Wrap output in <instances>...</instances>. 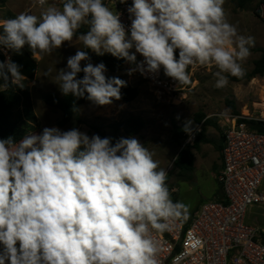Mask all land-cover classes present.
<instances>
[{"label":"clouds","instance_id":"clouds-1","mask_svg":"<svg viewBox=\"0 0 264 264\" xmlns=\"http://www.w3.org/2000/svg\"><path fill=\"white\" fill-rule=\"evenodd\" d=\"M225 2L132 0L126 28L104 0H36L38 15L0 18V46L17 54L27 47L39 61L76 39L83 48L52 80L63 95L96 106L120 100L126 82L107 77L105 64L93 65L88 50L135 65L129 75L162 71L181 84L190 67L215 68L221 89L229 76L245 75L255 44L230 21ZM25 79L10 58L0 61V91L22 88ZM167 181V168L134 137L113 143L78 128L45 127L19 140L0 138V264H160L154 235L189 211L172 199L176 189Z\"/></svg>","mask_w":264,"mask_h":264},{"label":"rangeland","instance_id":"rangeland-1","mask_svg":"<svg viewBox=\"0 0 264 264\" xmlns=\"http://www.w3.org/2000/svg\"><path fill=\"white\" fill-rule=\"evenodd\" d=\"M258 2L259 0H245V6L240 8L237 0H226L224 5L229 13L230 21L238 26L240 32L251 35L255 39L251 55L243 64L245 75L242 78L229 76L228 85L218 89L215 87V78L212 75L216 69L209 70L199 67L189 74L188 89L181 97L170 102H160L138 72L135 71L129 75V69L134 68L135 65L126 62L122 71L117 75L128 84L138 88L139 95L135 101L129 104L113 101L108 106L86 104L80 109V118L84 124L58 127L61 112L47 106L43 98L48 94L62 95L52 77L55 76L56 71L66 68L68 57L74 55L78 48H83V45L76 39L73 40V45L65 43L62 48L51 55H45L42 60L38 61V72L33 80L26 78L23 82V87L30 92L39 122L38 129L31 133H41L45 127H58L63 131L78 128L92 136L95 132L90 126H100L108 137L129 138L123 133H115L108 126L130 115L141 117L145 121V128L140 135L134 138L149 150L154 151L155 159L159 160L160 166L167 168L169 188L176 189L172 193V199L182 201L188 206L187 218L182 220L189 219L194 209L210 200L215 191L220 189L218 182L220 153L215 146L221 141L222 129L228 122L227 119L234 115L228 101L233 102L236 110L244 116L264 118V75L251 76L254 62L261 58V50L264 49V24L256 15ZM40 11V7L30 3L9 0L4 8L0 7V18H3L6 13H13L16 16L21 12H30L38 15ZM3 54L5 61L12 56L9 50H4ZM93 65L96 64L93 63ZM49 69H51V74L46 75ZM105 75L110 74L106 71ZM198 113L204 114L205 120H212L217 127L197 125L195 116ZM189 122H191L190 126L200 127L201 132L214 141V146L202 144L200 149L195 151L196 171L193 178L190 181H181L177 178L174 163L179 152L189 143H187V138L182 146L175 144L173 131L175 125H188ZM259 218L262 219V217ZM256 222L260 224L264 220Z\"/></svg>","mask_w":264,"mask_h":264},{"label":"built area","instance_id":"built-area-1","mask_svg":"<svg viewBox=\"0 0 264 264\" xmlns=\"http://www.w3.org/2000/svg\"><path fill=\"white\" fill-rule=\"evenodd\" d=\"M17 1L40 7L36 0ZM104 2L120 13L121 22L130 28L127 9L132 0ZM256 15L264 24V0H259ZM142 59L137 54V60ZM199 67H190L188 73ZM136 72L160 102L176 100L188 89L189 81L177 83L165 78L162 71L156 76ZM250 120L264 118L234 114L222 129L223 167L218 181L223 199L202 203L189 225L179 219L168 231L154 235L160 248V264H264V222H256L264 220V132L251 129ZM200 132V127L192 129L187 143L193 144Z\"/></svg>","mask_w":264,"mask_h":264},{"label":"trees","instance_id":"trees-1","mask_svg":"<svg viewBox=\"0 0 264 264\" xmlns=\"http://www.w3.org/2000/svg\"><path fill=\"white\" fill-rule=\"evenodd\" d=\"M9 0H0V7L4 8ZM238 6L243 8L245 6V0H237ZM15 17L13 13H6L3 18ZM2 31V29L0 30ZM87 28L83 27L80 32H86ZM6 49L0 46V61H5V55L3 54ZM12 54L11 60L20 66L21 73L30 80L36 77L38 72V61L32 58L30 50L25 47L20 54L9 50ZM89 56L91 58L90 62L93 64L104 63L107 72L110 74L107 77H118L124 80L117 73L121 72L125 63L124 59H118L113 57L111 54L97 55L88 50ZM261 58L254 62V69L251 73L252 77L263 76L264 75V49L261 50ZM178 55V53H177ZM87 62H83L82 67ZM79 78H83V73L78 74ZM165 78H168L164 76ZM231 78H237L232 77ZM125 81V80H124ZM126 82V81H125ZM139 95V90L136 86L128 84L121 89L120 100H114V102H119L123 104L132 103L137 99ZM44 103L54 109L61 112V119L58 121V127H65L69 124L82 125L84 121L80 118V109L82 106L91 103L86 98H75L71 95H55L48 94L44 98ZM233 114L238 115L239 112L236 110L235 104L228 101ZM74 105L78 108V111H73ZM195 123L197 125L203 126H213L217 127L212 120H205V115L198 113L195 116ZM248 125L251 129L257 132H264V121L250 120ZM39 122L38 117L34 111V106L30 92L25 87L19 88L15 85H10L7 91H0V138H7L9 136L14 137L16 140L21 139L24 135L31 132H35L38 129ZM187 125H175L173 131V142L179 146H182L184 141L188 138V133L184 129ZM115 133H123L128 137H134L141 134L145 128V121L136 115H130L125 119L111 123L108 126ZM90 128L102 138L108 137L103 132L100 126H90ZM191 130L195 129L194 126H190ZM115 143L118 138L109 137ZM223 134L221 135V142L216 145L217 151L221 153L223 150ZM202 144H214V141L209 139L203 132L197 134L193 144H187L178 154L175 160V167L177 169V178L181 181H190L193 178L195 168V151L200 149ZM216 200L223 199V190L217 191L215 196Z\"/></svg>","mask_w":264,"mask_h":264},{"label":"crops","instance_id":"crops-1","mask_svg":"<svg viewBox=\"0 0 264 264\" xmlns=\"http://www.w3.org/2000/svg\"><path fill=\"white\" fill-rule=\"evenodd\" d=\"M221 142V141H220ZM209 145H211V144H209ZM214 146V145H213ZM216 148V147H215ZM217 150V149H216ZM219 152V151H218ZM220 153V152H219ZM219 167H220V171L222 170V167H223V161H222V157H221V153H220V165H219ZM194 168H196V154H195V163H194ZM195 171H196V169H195ZM220 173V172H219ZM219 182V181H218ZM220 184V183H219ZM221 186V185H220ZM219 190V189H218ZM218 190H216L215 191V193L212 195V197L210 198V200H212V199H214L215 198V196H216V194H217V191ZM206 202V201H205ZM204 203V202H203ZM199 207H197L196 209H194V211H193V213H192V215L190 216V218L189 219H187V220H182V219H180L183 223H185L186 225H189L190 224V222H191V220H192V217H193V215H194V213L196 212V210L198 209Z\"/></svg>","mask_w":264,"mask_h":264}]
</instances>
